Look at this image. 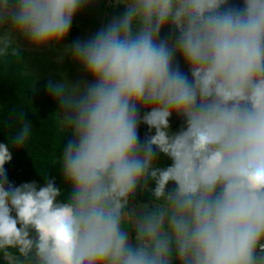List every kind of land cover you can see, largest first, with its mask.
I'll list each match as a JSON object with an SVG mask.
<instances>
[{"label": "clouds", "instance_id": "1", "mask_svg": "<svg viewBox=\"0 0 264 264\" xmlns=\"http://www.w3.org/2000/svg\"><path fill=\"white\" fill-rule=\"evenodd\" d=\"M90 2L0 0V58L23 59L17 36L37 50L60 45ZM116 3L122 15L70 49L92 83L46 86L72 137L58 160L66 198L47 176L39 187L9 183L12 154L0 143V259L264 264V0ZM169 25L171 43L160 39ZM173 114L185 121L176 134ZM24 116L10 117L16 147L31 139ZM140 123L155 130L144 144ZM153 146L170 166L157 165ZM137 190L152 201L133 204Z\"/></svg>", "mask_w": 264, "mask_h": 264}, {"label": "trees", "instance_id": "2", "mask_svg": "<svg viewBox=\"0 0 264 264\" xmlns=\"http://www.w3.org/2000/svg\"><path fill=\"white\" fill-rule=\"evenodd\" d=\"M229 3L243 6L242 0H229ZM78 35L79 30L71 27L63 42L76 43ZM13 58L9 56L7 64L4 63L3 58H0V143L8 145L12 154V160L5 164L7 179L15 186L36 182L39 187L44 185L46 176L53 178L56 186L62 189L59 199L64 200L68 189L58 160L67 142L58 126V101L47 88L35 89L28 77L15 74L17 71L11 68L14 64ZM15 62L18 63L17 60ZM21 108L25 112L24 119L32 125L31 139L27 147H16L11 144V138L19 125L10 117L14 109ZM184 124L182 122L180 125ZM179 131L176 129V132ZM138 135L140 143L144 144L147 138L139 128ZM170 164L171 160L167 156L159 155L158 166L167 167ZM149 186L154 185L149 182ZM173 186L170 184L169 188ZM152 199L149 191L137 190L133 203H150ZM0 264H3L2 259Z\"/></svg>", "mask_w": 264, "mask_h": 264}, {"label": "rangeland", "instance_id": "3", "mask_svg": "<svg viewBox=\"0 0 264 264\" xmlns=\"http://www.w3.org/2000/svg\"><path fill=\"white\" fill-rule=\"evenodd\" d=\"M96 1L98 0H95V2ZM101 1L105 4H95L94 0H91V2L82 8L74 17L71 27H75L79 30L77 42H84L90 39L99 29L110 23L114 17L122 15L124 7L114 11L115 3L113 1ZM101 19L104 20L102 21ZM175 38L176 33L170 25L162 29L160 39L171 43ZM16 40L21 49V56L23 59L17 60L16 58H13L14 64L11 65V68L14 71H17L15 74H18L21 77H28L30 83H32V86L35 89H46V86L50 81L56 83L62 82L65 79L73 85H78L81 88L92 83V77L84 70L82 65L73 59L70 49L75 43L62 42L60 45L37 50L24 38L17 36ZM65 45L68 46V50H65ZM16 60L18 63L15 62ZM177 66L190 80L192 79L189 67L179 53L175 55L174 59V67ZM144 111L145 109L140 110L141 117L143 116ZM57 112L59 130L64 133L67 142L72 137L69 134L70 130L62 123L63 110L60 108L59 103ZM182 122L185 123L183 117L173 114L169 120L170 133H178L176 132V129L181 131L180 128L185 127V124L180 125ZM138 128L147 139L155 134V130H150L146 124L140 123ZM153 148L157 154V163L159 155L164 154L160 153L158 149H155V146H153Z\"/></svg>", "mask_w": 264, "mask_h": 264}, {"label": "built area", "instance_id": "4", "mask_svg": "<svg viewBox=\"0 0 264 264\" xmlns=\"http://www.w3.org/2000/svg\"><path fill=\"white\" fill-rule=\"evenodd\" d=\"M111 1H113L115 4H114V7H115V9H114V11H116L117 9H120V8H123V5H119V4H117L116 3V0H111ZM113 11V10H112ZM113 11V12H114Z\"/></svg>", "mask_w": 264, "mask_h": 264}, {"label": "crops", "instance_id": "5", "mask_svg": "<svg viewBox=\"0 0 264 264\" xmlns=\"http://www.w3.org/2000/svg\"><path fill=\"white\" fill-rule=\"evenodd\" d=\"M105 1H106V0H105ZM92 2H93V1H92ZM94 2H95V0H94ZM96 3H99V4H102V5H103L104 2L102 3L101 0H98V1L95 2V4H96ZM104 4H105V3H104ZM100 6H101V5H100ZM101 20L103 21L104 19H101ZM174 264H179V261H178V260H177V261H174Z\"/></svg>", "mask_w": 264, "mask_h": 264}]
</instances>
